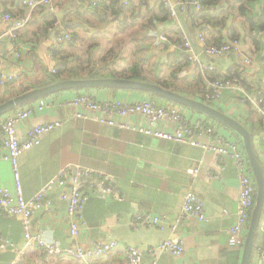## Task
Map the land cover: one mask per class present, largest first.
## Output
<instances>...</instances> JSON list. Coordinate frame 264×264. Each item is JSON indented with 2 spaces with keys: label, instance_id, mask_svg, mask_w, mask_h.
I'll return each mask as SVG.
<instances>
[{
  "label": "crops",
  "instance_id": "1",
  "mask_svg": "<svg viewBox=\"0 0 264 264\" xmlns=\"http://www.w3.org/2000/svg\"><path fill=\"white\" fill-rule=\"evenodd\" d=\"M91 1L93 0H60L57 18L63 31L71 28L68 31H77L80 34L76 42L80 44V49L86 43L82 39L84 37L88 43L94 44L96 59L107 49L115 47V52L120 55L114 66L118 73L128 70L129 65L134 62L139 63L143 69L142 76L146 79L133 80L156 83L155 81L169 79L183 89H192L193 92L208 88L212 80L207 76L209 71L203 70L202 63H214L217 66L214 71L223 75L238 72L240 83L247 87V95L264 94V86L260 84L264 48L259 50L253 43L241 40L244 50L254 60L250 65L238 59L234 53L221 57L203 54L202 45L197 41L198 30L192 21L194 7L191 3L184 8H178L177 17L170 15L167 20L159 21L155 25L148 19L149 13L156 8L155 3H151L142 10L143 14L139 19L132 21L126 30L120 31L117 22L106 25L87 14L86 10ZM6 11L25 13L24 0H0V59L4 61L2 72L6 76L14 75L13 80L0 85V103L24 91L47 85L43 83L58 63L56 57L50 56L51 49L56 45V33L52 20L45 15L47 13L36 10L33 21L18 31L17 37L12 39L7 35L8 25L1 18ZM238 21L237 24L240 23ZM128 32L129 38L121 37L116 44H111L116 35H125ZM181 34L193 41L194 50L200 56L201 63H194L182 56V51H185L177 47L179 43L173 42ZM161 35H165L167 40H162ZM102 42H106L105 45ZM96 45L104 51H98ZM87 46L86 43L84 48ZM72 50L68 45L61 49L66 54ZM153 56L156 59L154 63L151 62ZM155 64H158L157 68L154 67ZM173 71H177L176 77L171 75ZM240 92L235 88L225 89L220 100H208L207 92L197 93L196 96L185 95L206 103L210 101V105L244 124L253 135L254 147L264 169V134L260 120L263 115L258 113L257 116L251 110L250 101L244 99ZM81 93H91L99 100L115 98L137 101L148 98L162 106L172 103L145 90L114 87L66 90L41 98L53 105L43 110L36 109L31 116L22 120L18 126L21 135H26L31 126L44 122L61 120L62 125L46 133L39 144L19 156L24 196L27 199L32 198L62 169L70 167L75 170L77 166H81L111 174V184L123 199L110 194L93 193L92 186L97 187L101 178L90 179V195L83 211V224L80 234L75 238L70 234L68 199L61 197V189H56L49 196L51 208L37 210L33 215L32 228L46 241L58 242L66 248L94 246L114 238L122 243V247L109 255L88 261L75 259L68 254L56 256L51 261L41 247L30 246L20 264H128L123 249L128 245L142 249L147 263L157 260L158 264H241L244 247H232L228 243V231L235 221L239 196L240 170L236 161L232 157L217 158L198 146L145 133L140 128H148L150 125L141 114L112 116L117 123L127 127L93 118H77L74 116L75 112L87 109L66 102ZM203 97H206V101ZM39 100L31 103H38ZM196 112L186 108L191 120L215 122L226 136L241 144L248 159L244 141L234 129ZM172 126L173 122L166 118L152 128L172 129ZM192 167L199 169L197 175L189 172ZM2 187L13 192L16 189L12 164L0 156V188ZM190 189L205 200L209 222H200L192 216H186L176 230L167 223L161 226L132 227L131 220L135 213H150L162 216L164 220H173L181 212L185 194ZM259 229L261 237L258 246L264 250V211ZM0 233L12 243L0 249V264H7L15 258L24 243V216L4 215L0 211ZM166 238L182 241L183 253L175 255L158 248L152 253L148 251ZM257 264H264V258L259 259Z\"/></svg>",
  "mask_w": 264,
  "mask_h": 264
},
{
  "label": "built area",
  "instance_id": "2",
  "mask_svg": "<svg viewBox=\"0 0 264 264\" xmlns=\"http://www.w3.org/2000/svg\"><path fill=\"white\" fill-rule=\"evenodd\" d=\"M97 1V0H94ZM154 1V0H150ZM164 7L170 11L172 17H177L178 8L186 7L184 0H161ZM127 3L128 0H122ZM25 13L3 12L2 21L8 25L7 35L15 39L18 31L26 28L34 19L35 11L40 9L44 13L56 14L60 8V0H24ZM198 9L201 5L197 0H189ZM60 26L61 22H55ZM70 32L62 31L56 38V45L64 43L71 39ZM162 40H167L165 35H161ZM197 41L202 45V53L210 57H221L229 53H234L238 59L245 64H253V58L247 54L239 39L227 40L221 44H211L208 42L207 35L198 31ZM178 48L183 49L189 59L194 63H201L200 56L194 50V43L188 37H185L184 43L178 44ZM53 57V53L50 52ZM4 61L0 59V72H2ZM203 69L215 70L217 66L214 63H202ZM56 69H53L55 72ZM14 79V75H7L3 72L0 77V85ZM260 84L264 86V67ZM210 91L206 93L208 100H220L225 89L235 88L247 95V89L237 78L229 80H213L210 82ZM250 101L252 111L263 115L264 119V95H247ZM73 106H83L87 110L78 111L74 116L80 119L93 118L104 123L127 127L125 124L117 123L112 116L128 114H141L148 123L149 127H141L140 130L159 138L190 144L203 148L209 153H213L217 158L232 157L240 170L239 196L237 199L235 221L228 231V243L232 247H244L247 232L250 226L253 207L256 201L257 186L253 172L250 168L246 153L236 141H232L224 132L219 129L213 121L191 120L186 113V108L179 104H169L162 106L157 102L144 98L137 101H128L123 99L99 100L91 93H81L66 102ZM50 102L40 99L38 103H29L26 106H19L16 109L6 113L0 120V156L9 160L12 164L15 177V191L7 187L0 188V211L4 215H23L24 216V243L17 251V255L7 264H20L23 260L26 249L30 246H38L43 249L48 258L52 261L56 256L68 254L71 257L88 261L90 259L101 258L120 249L122 243L118 239H112L98 243L94 246H73L66 248L58 242L46 241L40 233L32 228V217L37 210L51 208L49 196L56 189H61V197L68 199L67 213L70 223V234L77 237L80 234L83 224V211L85 203L90 195L88 186L90 179L100 177L101 182L97 187L92 186L93 193H105L113 195L118 199H123L120 192L111 184L112 175L106 172H98L93 169L77 166L75 170L70 167L62 169L57 175L47 181L44 186L32 197L27 199L24 196L21 176L19 171V156L26 150L39 144L43 136L60 127L62 121L44 122L34 125L27 130L26 135L22 136L18 128L19 123L32 115L38 109L43 110L47 106H52ZM170 119L173 122L172 129L157 128L152 126L164 119ZM264 134V130L262 131ZM225 169V166H222ZM191 174L197 175L199 169L192 167L189 169ZM186 216H192L200 222H209L205 200L194 190L186 192L181 212L173 220H164L162 216H155L150 213H135L131 220L133 228L140 226H161L164 223L170 224L171 228L176 230L183 223ZM12 243L4 238L0 233V249L5 248ZM156 248L162 251H169L175 255H180L184 251L182 241H175L171 238L163 239L157 247L148 249L153 252ZM124 254L128 264H158L157 260H151L148 263L144 260V252L137 246L128 245L123 247ZM264 258V250L258 247L254 255V262L257 264L259 259Z\"/></svg>",
  "mask_w": 264,
  "mask_h": 264
},
{
  "label": "trees",
  "instance_id": "3",
  "mask_svg": "<svg viewBox=\"0 0 264 264\" xmlns=\"http://www.w3.org/2000/svg\"><path fill=\"white\" fill-rule=\"evenodd\" d=\"M184 1L187 2L186 4H188L189 2V0ZM197 1L201 5V8L198 9L192 4L194 7V10L192 12L193 25L198 31L204 32L207 35L209 43L221 44L223 42H226L227 40L239 39L247 41L249 43H253L259 48V50H262L264 48V0ZM151 3H155L156 7L155 10L149 13L148 18L153 25H155L159 21L167 20L170 17V11L164 7L163 1L161 0H128L127 3H123L122 0H93L90 2L89 7H87L86 12L87 14L95 17L99 22L105 23L106 25L112 24V22H117L120 27L119 30L124 31L132 21H135L142 16V10L144 8H147ZM45 15H47V17L52 20L53 29L56 33L57 38L58 35L64 30L62 28V24H60V26H57L55 24V22L59 20L56 14L47 13ZM239 18L240 20L238 21ZM237 21L240 23L237 24ZM67 29L71 31V28ZM68 30L65 29V31L70 32ZM70 34L72 36L71 39L59 45L54 44V48L51 49L53 56L58 59V63L55 68L56 71L53 73H49L47 80H45L43 84H49L58 80L68 78H96L95 76H122L129 79H146L142 76L143 69L141 65L135 62L130 64L128 70L124 71L123 73L117 72L114 66L115 62L118 61V57L120 55L119 53L115 52V47L107 49V51H105L99 59H96V51H93L94 45H90L87 49L84 50L85 52H81L79 48H74V45H77L76 42L80 38V34L77 31L70 32ZM184 41V35L181 34L179 38L175 39L173 42L181 44L184 43ZM67 45L73 49L68 54H66L64 51H61V49ZM97 46L98 45H96V47ZM97 49L100 52L104 51L101 47H97ZM182 54V56L187 57L190 61L186 52L182 51ZM157 66L158 64H155L154 67L157 68ZM203 70L206 72L209 71L207 73V76L212 81L229 79L232 80L237 78L240 82V74L238 72H230L223 75L222 73L211 69ZM176 74L177 71H173L171 73V75L174 77H176ZM155 82L166 88H172L184 94L194 96H196L197 93L203 94L205 92H209L211 89L209 85L205 90H197L192 92V89H183L174 81L169 79ZM244 87H246V85H244ZM240 95L243 96L244 99L246 98V100L249 102L245 93L240 92ZM257 95L263 96L264 94L259 93ZM205 98L206 97H203L202 99L206 101ZM207 103L212 104L210 101H207ZM193 111L196 112L195 110ZM196 113H200L204 115V117L212 119L208 115H205L201 112ZM255 114L259 116L257 112H255ZM260 120L262 121L263 125L262 130H264L263 118H260ZM260 237L261 231L259 229L255 239V245L253 249L254 253L259 247L258 245ZM254 253L251 258L250 264L254 262Z\"/></svg>",
  "mask_w": 264,
  "mask_h": 264
},
{
  "label": "water",
  "instance_id": "4",
  "mask_svg": "<svg viewBox=\"0 0 264 264\" xmlns=\"http://www.w3.org/2000/svg\"><path fill=\"white\" fill-rule=\"evenodd\" d=\"M99 87L130 88L148 91L156 96L208 115L210 118L234 129L242 137L257 186L256 201L253 207L241 261V264H250L254 253L255 239L264 211V169L254 147L253 135L250 130L239 120L219 108H216L201 99L190 97L180 92L164 88L157 83L148 81L112 77L68 78L32 88L0 103V118L6 113L16 109L18 106L45 98L57 92L66 90H89Z\"/></svg>",
  "mask_w": 264,
  "mask_h": 264
},
{
  "label": "rangeland",
  "instance_id": "5",
  "mask_svg": "<svg viewBox=\"0 0 264 264\" xmlns=\"http://www.w3.org/2000/svg\"><path fill=\"white\" fill-rule=\"evenodd\" d=\"M130 36H131V34H130ZM121 37L129 38V32H128L127 34H125V35H122V34H121V35H116V36L113 38V40H114L113 43H111V44H116V42H117L118 40L122 39ZM82 39H83V41H85V42L88 44L87 48H88L90 45H94V44L88 43V42L86 41V38H85V37L82 38ZM99 39L102 41V38H101V37H100ZM124 40H126V39H124ZM91 41H93V40H91ZM126 41H127V40H126ZM86 43H84V44H83V47H81L83 50L80 49V44L74 45V48H77V49L79 48V50H80L81 52H85V51H84V50H85L84 47H85V44H86ZM105 43H106V42H102L103 45H105ZM87 48H86V49H87ZM154 61H156V59H155V57L153 56V61H151V62L154 63ZM151 66H152V65H151ZM30 83H31V82H30ZM30 83H29V84H30ZM32 84H33V83H32ZM32 84H31V85H32Z\"/></svg>",
  "mask_w": 264,
  "mask_h": 264
}]
</instances>
